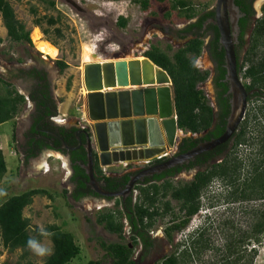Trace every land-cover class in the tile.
<instances>
[{
    "label": "rangeland",
    "instance_id": "rangeland-1",
    "mask_svg": "<svg viewBox=\"0 0 264 264\" xmlns=\"http://www.w3.org/2000/svg\"><path fill=\"white\" fill-rule=\"evenodd\" d=\"M9 1L18 19L31 32V38L34 29L38 28L43 40L50 39L56 43L59 54L55 58L46 56L37 50L33 39L34 46L32 47L28 44L10 41L0 14V38L3 39L0 44V76L8 81L11 79L9 75L14 67L28 68L34 65H46L53 76L55 96L59 100V112L60 104L68 101L69 98L72 102L69 105L70 110L80 109L86 112V92L89 90L109 89L106 85L118 84L121 79L123 83L128 84L130 80H133L131 73L136 78L147 75V73H155L156 69L152 62L143 57L145 49L149 47L150 42L166 49L170 42L163 38L164 28L183 26L187 22L178 15L177 11H171V18L165 17V14L171 10L173 0H147L149 8L146 10H143L138 3L139 0ZM48 1L54 2L55 5L53 6ZM194 1L198 4L199 11L214 6L216 2V0ZM121 16L127 20L125 27H121L118 23ZM50 18L57 20L55 26L48 24ZM36 21H40L39 26L35 24ZM159 26L161 28L158 29ZM57 29L61 30L62 37H59ZM44 30L48 33L45 34ZM174 46L172 49L176 50L177 46ZM257 52L260 56L264 55V44L259 46ZM140 56L143 66L133 67L132 62H128V60L139 62L136 59ZM56 60L64 61L68 67L61 72L56 65ZM197 64L202 70L212 72L206 51H203L197 59ZM211 77L212 74L200 85V88L204 90L210 102L214 103ZM20 91L24 92L22 88ZM58 94L61 95L58 96ZM253 102L249 106V117L247 118L250 121L249 143L237 149V156L242 161L246 175H249L252 162L259 156L256 136L257 134L264 135V115L259 109L263 101L254 99ZM28 104L27 102L16 119L0 125L1 147L8 164L7 173L0 179L1 200L6 201L13 195L31 189L47 190L51 198L36 196L32 204L24 210V216L31 222L30 230L44 229L48 225L55 224L62 231L72 233L81 253L69 264H92L93 262L111 264L105 256V250L100 246V241L114 243L119 242L120 239L116 234L107 231L103 225L98 224L96 220L98 213L111 208L115 199L107 201L108 199L104 198L87 197L78 203L72 201L69 198L72 187L69 183L70 163L66 155L63 157L56 151L43 152L36 159H32L28 166L25 163L22 164L17 152L16 129L24 128L30 114ZM256 113L259 119L254 122L251 118ZM59 118H57L59 124L63 125L65 118ZM116 166L107 172H122V165ZM137 169L138 167L135 166L132 170ZM180 180L191 181V175H182ZM226 188L221 180H213L201 196L200 211L191 218L183 231L174 236L172 244L175 248L183 244L190 232L204 226L209 221L208 219H211L212 228L208 231L206 239L210 241L212 249L204 253L200 260L197 259L193 264H211L219 259L225 253L229 239L238 242L241 236L251 230L256 220L255 212L264 209V201H257V199L240 204H225L224 200L229 195L225 191ZM65 189L69 191L67 197L63 196ZM173 205L177 207V202H173ZM167 220L159 221L153 230H162ZM125 221L124 219L123 223ZM124 230L126 240H128L129 227L126 222ZM262 238V244L257 246L258 255L254 264H264V235ZM52 250V241L45 236L39 243L30 247L27 257L23 258L22 249L10 252L3 247L0 239V264H26L28 261L40 264L46 261ZM137 250L138 248L135 252ZM159 254L160 251L157 252V255Z\"/></svg>",
    "mask_w": 264,
    "mask_h": 264
},
{
    "label": "trees",
    "instance_id": "trees-1",
    "mask_svg": "<svg viewBox=\"0 0 264 264\" xmlns=\"http://www.w3.org/2000/svg\"><path fill=\"white\" fill-rule=\"evenodd\" d=\"M48 2L53 6L55 5L54 2ZM141 3L145 10L149 7L147 0H143ZM192 5V0H173L171 10L167 12L166 16L171 18V11L178 10L180 17L191 19L195 15L194 9L192 7L186 9V7ZM0 14L10 41L34 46L31 32L18 19L9 0H0ZM56 23L57 20L54 18L48 20L50 26H55ZM118 23L121 27H125L127 20L121 16ZM35 24L39 26L40 21H36ZM56 31L59 37H62L61 30L57 29ZM43 32L48 33L47 30ZM252 39L250 54L256 56L259 46L264 44V15L257 23ZM47 41L53 46H57L54 41L50 39H47ZM2 42L3 39L0 38V44ZM202 51L203 41L200 38H195L185 47L176 51H173L170 45L167 46V49L153 46L152 50L144 53V56L166 71L171 78L179 129L193 134L209 130L206 139H212L220 137L225 132L227 118L230 113V99L224 97L228 91V85L221 81L226 75V69L222 66H219V76L215 81L217 88H219L218 98L221 103V114L215 113L206 93L198 87L200 83L205 82L210 77V71H201L195 65V61L202 54ZM215 52L213 55L217 61H220V64L224 63V52L221 54ZM39 55L42 54L39 53ZM56 65L61 72L68 67V64L61 60H56ZM242 68L243 66L238 67V72ZM31 75L44 83L48 81V74L45 71L32 69ZM247 76L253 79V86L264 88V56L259 62H252ZM247 89L250 90L252 87L247 86ZM37 93L38 91L32 94V99L42 109L43 106H46L45 101H39L40 98L38 95L36 96ZM260 95L264 96V93ZM262 101L263 105L259 109L264 115V100ZM27 102L26 95L20 94L14 84L0 76V125L13 121ZM54 108L57 109V105H54ZM248 117L249 114H247L234 135L235 139L231 152L216 164L210 165L205 171L197 173L193 180L180 181L176 184L170 179H166L162 184L155 183L148 187L137 186L136 189L140 191V196L135 205L132 206L131 200L128 206L126 204L122 205L118 201L115 207L106 208L104 212L98 213L97 223L103 225L110 233L116 234L120 239L119 242L114 243L100 241V246L105 250V256L111 261V264H137L134 259V246L140 244L141 240L148 245L144 233L147 234L146 231L150 232L159 221L168 219L165 222L166 237L173 243L175 233L183 231L188 226L191 218L200 211L201 196L215 179L221 180L227 187L225 191L229 195L224 200L227 205L240 204L255 199L264 201V135L258 137L259 156L252 162L249 175H246L243 171L242 161L237 156L238 147L249 143L250 121L247 120ZM258 118V113H256L251 119L256 121ZM215 121V129L210 130ZM76 130L72 128L63 131L71 135ZM189 141L190 144L182 150H188L198 144L193 139H189ZM56 142L59 144L58 141ZM66 142L71 146L77 145V140H66ZM67 153L71 156L73 163L74 175L72 181L76 186L71 193V197L76 201L87 197L100 198V195L88 185L89 178L86 170L82 167L87 162L86 150L80 148ZM7 171L8 164L0 139V179L4 177ZM178 171H166L161 175H157L155 179L159 182L166 175L176 174ZM95 174L98 180L104 182L108 191H119L125 188L131 179L130 175H124L121 178L108 175L103 172L98 163L95 164ZM68 193L69 191L65 189L63 196L67 197ZM40 195L52 197L45 189H31L13 195L6 201H2L0 198V239L3 247L10 252L22 249L24 251L22 257L25 258L30 247L48 236L52 241L53 250L46 261L40 264H69L81 253L73 234L62 231L55 224L48 225L44 229L30 230V219L24 216L25 208L32 204L34 197ZM173 202H177V207L173 205ZM255 215L256 220L251 230L241 236L238 242L229 239L225 253L211 264H254L258 255L257 246H260L263 241L264 209L255 212ZM126 218L130 223V237L128 240H126L123 223ZM208 220L204 226L190 232L183 244L175 246L171 255L164 259L162 263L193 264L197 259L200 260L204 253L211 250L210 241L206 239L208 231L212 228L211 219ZM26 264L37 263L28 261ZM92 264L101 263L93 262Z\"/></svg>",
    "mask_w": 264,
    "mask_h": 264
},
{
    "label": "flooded vegetation",
    "instance_id": "flooded-vegetation-1",
    "mask_svg": "<svg viewBox=\"0 0 264 264\" xmlns=\"http://www.w3.org/2000/svg\"><path fill=\"white\" fill-rule=\"evenodd\" d=\"M142 1L143 0L141 1L139 0L138 3H140L143 10H145L141 3ZM192 1H193V5L187 6L186 9H189L190 7H192L195 13L194 17L191 19L184 18L186 19L187 22L183 26L165 27L163 38L170 42V46L172 48L175 47L174 45H176L177 46L176 50L182 47H185L191 40L195 38H200L203 41V51L207 52L208 61L210 62L212 66V72L210 71V76L212 74L211 84L214 90V98H213L214 103L210 102V104L214 107V111L216 114H221L222 113L221 103L218 98L219 88H217L215 81L217 77L219 76V73H218L219 66H222L226 69L225 67L226 61H225V51L220 42V32H219L217 25L215 24L217 2H215L214 6L207 7L204 10L199 11L198 4H196L194 0ZM234 4L239 9V12L236 14L238 18V24H237L238 27L232 28V36L235 42L237 68L240 66H243L242 70L239 71L238 74H239L240 81L245 86L248 92L247 109H246V113L243 119L245 120L249 112V106L251 105V103L252 104L254 103L253 102L254 99H257L260 101L264 100V96L260 95L264 93V88L253 86V79L247 76L248 70L249 68H251L252 62H255V61L259 62L262 56H264V55L260 56L258 52L256 56L250 54V50L252 47V41H253L252 39L253 33L255 31L258 21L264 15V0H234ZM166 14H165V17H166ZM157 28L159 29L161 28V26ZM148 46L149 47L145 49V53L147 51L152 50L153 46H158V45L154 44V42H150ZM176 50H173V51H176ZM215 51H217L219 54L224 52V63L220 64L219 63L220 61H217V59L213 55L216 53ZM143 57L147 58L144 55ZM140 59H141V56L136 59L139 62H136L133 60L132 61L128 60V62H132L131 65L133 67L136 65L143 66V63L140 62ZM252 60H255V61H252ZM152 64L154 65L156 72L153 74L147 73V75L140 76L139 78L138 77L136 78L134 76L136 81H140L141 83L144 84L146 81L150 80L147 83L149 84V83H157L160 81L163 82V79H164V81L166 80V82H170V78L168 74L165 71H162L161 68L156 66L153 62ZM195 65L201 71H208V70H202L201 67L198 66L197 60L195 61ZM32 69H37L38 71H45L48 74V81L44 83L38 78H35L34 76H32L31 75ZM10 73L11 74L9 76L11 77V79L8 81L15 85V87L17 88L20 94L26 95L27 101L29 103L28 109L30 111V114L27 117V121L24 124V128L20 129L18 127L16 129L17 130L16 138L18 142L17 152L19 153L20 161L22 162V164L25 163L28 166L32 159H36L37 157L40 156V154L46 151H56V152L62 153L63 155H66L68 157V162L70 163L71 172L69 176L70 177L69 183L72 186L71 191H70V193H72L76 187L74 182L72 181V176L74 175V169H73V163L71 160V156L67 153V152H72V151L68 149H64L63 146H64V143L67 144L66 140H69V141L77 140L76 132L79 129H77L74 132V134L70 135L69 133H66L63 131V130H69V128H67L64 124L63 125L59 124L57 120L59 112H58V108L57 109L54 108V105H57L58 107L59 100L55 96L53 76L51 75L52 73L48 70V68L44 64L40 66L34 65L28 68L27 67L26 68L14 67ZM226 76L227 75H225V78L222 79L221 81L225 83L226 85H228V91L224 95V97H229L230 99V113H231V100H232L231 84L227 80ZM140 79L143 80V82ZM203 83H200L198 87L200 88V85H202ZM247 86L252 87V89L248 90ZM20 88L23 89L24 91L23 93H21ZM36 91H38L36 96L38 95V97L40 98L39 101H45L46 106H43L42 109L39 107L38 103L34 102V100L32 99V94H34V92ZM230 113H229V116H230ZM228 118H227V121H228ZM16 123L18 124V122ZM215 126H216V121L210 130H214ZM189 133L191 132L184 131V134L180 135L177 138L175 147L171 148V151H169L168 156L162 158L161 160H154L155 162H150V163H146L145 161H136L127 167L123 165L122 172H118V173L106 172V171H103V172L108 175L117 177V178H121L124 175H130V177L132 178L134 176L140 175L141 173L145 172L147 169L151 168L154 165L170 160L173 157H178L182 154H185L188 151L195 148L196 146H198L199 144L210 141L211 139V138L206 139V137L209 134V130H206L205 132H202L199 134L191 133L192 135H189ZM81 136L83 138L85 137L83 133ZM189 139H193L197 141L198 144L195 147L189 148L188 150H182L184 147H187L190 144V141L188 142ZM212 139H215V138H212ZM234 139L235 138L233 137L228 142L220 146H217L213 150L204 152L198 155L197 157H195L194 159H190L189 161L180 163L174 167L164 170L161 173L143 177V179L141 181H138L135 187L132 189V191L126 196L117 197V198L112 197L111 200H109L108 197L100 195V198L108 199L107 201H112V199H115V202L112 207H115L118 201L120 202V204L122 205L126 204L128 206L130 200L132 201V206H133L138 202L139 196H140V191L136 189L137 186L141 185L143 187H148L155 183L162 184L164 181H166V179H170L172 182L177 184L178 182L181 181L180 177L182 175H191V180H193V178L197 175V173H199L200 171H205L210 165L216 164L220 160L224 159L226 155L231 152L233 148V144H234ZM56 141H58L59 144H57ZM76 143L78 145V141ZM77 145H74L73 147H76ZM134 165L138 167L137 170H132L133 167H135ZM176 170H179L176 174H172V175L168 174L164 177V179L160 180L159 182H157L155 179L157 175H161L166 171H176ZM98 181L102 184L103 188L106 189L104 182L100 180ZM123 189H120L119 191ZM69 198L72 201L77 202V203L81 201V200L79 201L74 200L71 197V194ZM125 220H126L125 221L126 224L128 225L130 229L129 221L127 220V218ZM146 232L147 234L144 233V237H145L146 242L149 244L147 245L145 241L141 240L140 244H137L136 246H134V249L138 248L137 252H135L136 255L134 259L136 260L137 264H159V262L163 264L162 261L168 258L174 250L173 249L174 245L166 237L167 235L165 232V227L159 231L152 229L150 232L148 231ZM178 233L179 232L175 233V235ZM129 237H130V232H129L128 239ZM158 251H160L159 255H157Z\"/></svg>",
    "mask_w": 264,
    "mask_h": 264
},
{
    "label": "water",
    "instance_id": "water-1",
    "mask_svg": "<svg viewBox=\"0 0 264 264\" xmlns=\"http://www.w3.org/2000/svg\"><path fill=\"white\" fill-rule=\"evenodd\" d=\"M216 2L215 24L219 29L220 42L225 51L226 78L231 84L232 93L231 113L225 132L218 138L199 144L185 154L154 165L140 175L132 177L125 189L108 191L96 177V163L104 169L116 165L127 167L136 161L153 159L158 154L169 153L184 131L178 127L174 88L170 77V82L149 84L130 82L132 86L140 84L144 87L138 85L137 88H124L127 83H123L117 88L89 90L86 95V124L76 132L78 145L73 147L64 143L63 147L71 151L81 147L86 150L87 162L82 167L88 175V185L99 195L108 198L126 196L143 177L161 173L213 150L231 140L238 131L246 113L248 97V92L239 79L232 36V28L238 27L236 14L239 9L235 6L234 0ZM131 78L135 79L132 73ZM82 133L85 135L84 138L81 136ZM60 155L63 156L62 153Z\"/></svg>",
    "mask_w": 264,
    "mask_h": 264
},
{
    "label": "crops",
    "instance_id": "crops-1",
    "mask_svg": "<svg viewBox=\"0 0 264 264\" xmlns=\"http://www.w3.org/2000/svg\"><path fill=\"white\" fill-rule=\"evenodd\" d=\"M48 70H50V68H48ZM141 81L143 82V80H141ZM132 82L136 83L138 81H135V79H133V81H131V83ZM138 85L140 87H144V85H140V84H134L133 86H132V84H129V85L127 84V86L124 87V88H137V87H139ZM168 85H170V83H168ZM172 87H173V84H172ZM60 95L61 94H58V96H60ZM71 103H72L71 99L69 98L68 101L60 104V108H59L60 112L58 111L60 113V115L58 114V117H60V118L64 117L65 118V123H63V124L69 129L70 128H75V129L83 128L85 126V124H86V117H87L86 113L87 112L82 111V113L80 114L78 111L70 110V106L69 105ZM85 115H86V117L84 119ZM61 119H63V118H61ZM114 167H117V166H112V167H108V168H104V169L101 168V169L103 171L107 172V171H109V169H112Z\"/></svg>",
    "mask_w": 264,
    "mask_h": 264
},
{
    "label": "bare ground",
    "instance_id": "bare-ground-1",
    "mask_svg": "<svg viewBox=\"0 0 264 264\" xmlns=\"http://www.w3.org/2000/svg\"><path fill=\"white\" fill-rule=\"evenodd\" d=\"M32 39L36 45L37 50L40 51L41 53L48 55L51 58H55L58 56V54H59L58 49L55 46H53L51 43H49L48 41L43 40L42 34L38 28L34 29V31L32 33ZM138 82H140V81H138ZM122 84H123V80L121 79L119 81L118 85H117V83L116 84H109V85H106V87L107 88H117L118 86H121Z\"/></svg>",
    "mask_w": 264,
    "mask_h": 264
},
{
    "label": "built area",
    "instance_id": "built-area-1",
    "mask_svg": "<svg viewBox=\"0 0 264 264\" xmlns=\"http://www.w3.org/2000/svg\"><path fill=\"white\" fill-rule=\"evenodd\" d=\"M78 112L81 114L82 113V111L80 110V109H78ZM87 112V111H86ZM86 115H87V113H86ZM86 115L84 116V119H85V117H86ZM259 119V118H258ZM258 119L256 120V121H258ZM254 121V120H253ZM255 122V121H254ZM258 137H261V136H259V134H257V136H256V139H257V141H258ZM168 152H166V153H162V154H158V155H156L153 159H149V160H145V162L146 163H150V162H152L153 160H161L162 158H164V157H166V156H168Z\"/></svg>",
    "mask_w": 264,
    "mask_h": 264
},
{
    "label": "clouds",
    "instance_id": "clouds-1",
    "mask_svg": "<svg viewBox=\"0 0 264 264\" xmlns=\"http://www.w3.org/2000/svg\"><path fill=\"white\" fill-rule=\"evenodd\" d=\"M198 229V228H197Z\"/></svg>",
    "mask_w": 264,
    "mask_h": 264
}]
</instances>
